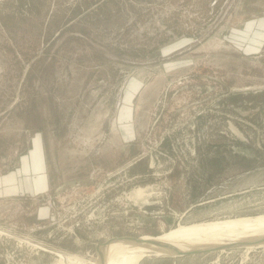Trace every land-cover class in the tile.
I'll return each mask as SVG.
<instances>
[{
    "label": "rangeland",
    "instance_id": "obj_1",
    "mask_svg": "<svg viewBox=\"0 0 264 264\" xmlns=\"http://www.w3.org/2000/svg\"><path fill=\"white\" fill-rule=\"evenodd\" d=\"M261 216L264 0H0V264Z\"/></svg>",
    "mask_w": 264,
    "mask_h": 264
},
{
    "label": "bare ground",
    "instance_id": "obj_2",
    "mask_svg": "<svg viewBox=\"0 0 264 264\" xmlns=\"http://www.w3.org/2000/svg\"><path fill=\"white\" fill-rule=\"evenodd\" d=\"M261 230H264V216L258 217L257 219H227L190 226H180L162 233L159 238H166L164 239L165 241L176 243L182 248H191L202 243L206 244L209 242L239 239L240 237L248 235V232L253 233ZM143 236L151 237V235ZM117 246L121 248L119 249ZM114 248H118L119 250H113L111 253L112 256L114 255L112 259L114 262L111 261L113 264H137L138 260L145 255L144 252L146 251L139 246L128 244L127 242H112L106 249L105 264L108 263L110 250ZM74 259L79 260V257L61 254L60 262L67 264L69 260L72 262ZM80 261L86 263L83 259ZM94 264H97V262H94Z\"/></svg>",
    "mask_w": 264,
    "mask_h": 264
},
{
    "label": "water",
    "instance_id": "obj_3",
    "mask_svg": "<svg viewBox=\"0 0 264 264\" xmlns=\"http://www.w3.org/2000/svg\"><path fill=\"white\" fill-rule=\"evenodd\" d=\"M160 235L144 237L143 235L110 236L97 245V264H105L106 249L112 242H127L146 250L147 255L156 256H182L201 253H209L236 247H254L264 244V230L249 233L239 239L225 240L222 242H209L195 245L191 248H182L176 243L159 238ZM176 244V245H175ZM95 261V262H96Z\"/></svg>",
    "mask_w": 264,
    "mask_h": 264
},
{
    "label": "crops",
    "instance_id": "obj_4",
    "mask_svg": "<svg viewBox=\"0 0 264 264\" xmlns=\"http://www.w3.org/2000/svg\"><path fill=\"white\" fill-rule=\"evenodd\" d=\"M45 179H46V177H45Z\"/></svg>",
    "mask_w": 264,
    "mask_h": 264
}]
</instances>
